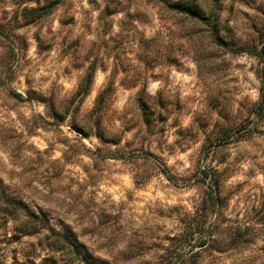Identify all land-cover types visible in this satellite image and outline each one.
Here are the masks:
<instances>
[{
  "label": "rangeland",
  "instance_id": "rangeland-1",
  "mask_svg": "<svg viewBox=\"0 0 264 264\" xmlns=\"http://www.w3.org/2000/svg\"><path fill=\"white\" fill-rule=\"evenodd\" d=\"M261 46L264 0H0V264L44 219L110 264H264Z\"/></svg>",
  "mask_w": 264,
  "mask_h": 264
},
{
  "label": "trees",
  "instance_id": "trees-1",
  "mask_svg": "<svg viewBox=\"0 0 264 264\" xmlns=\"http://www.w3.org/2000/svg\"><path fill=\"white\" fill-rule=\"evenodd\" d=\"M56 3V2H55ZM52 5H54L52 3ZM188 11L191 15L197 18H203L197 7L195 5H191L188 8ZM111 12H108L110 14ZM264 53V48L261 46L258 50V56L261 59ZM92 72L89 70L86 74L85 78L82 81V92L83 94L87 93L89 85L91 84ZM261 85L259 88L261 100L258 103L261 108L264 103V66L261 69L260 74ZM201 177L205 180L208 177V170H203L201 172ZM207 187L209 189L208 192V202L209 208L207 209V215L212 212L221 209V197L218 192L217 182H207ZM15 210H18L16 216H12L14 220L18 219L16 217L25 216V218H35L38 215L35 214L33 210H30L28 206L24 204L22 200L14 201ZM14 210V212H15ZM14 214V213H13ZM15 215V214H14ZM27 220V219H26ZM45 226H42L41 229L47 230L50 232L51 238L50 240H46V249L48 254L42 258V263L47 264H110L107 259L97 256L91 250H89L82 242L78 241L76 236L73 234L70 227L66 225H61L56 227L54 224L50 223L49 220L44 219ZM30 226L32 224H27L26 226ZM31 227V226H30ZM41 231V230H39ZM27 233V232H25ZM30 233V232H29ZM198 227L195 226L192 228V232L187 240H193L194 243L201 244L199 241ZM211 236V235H210ZM178 262V261H177ZM176 262V263H177Z\"/></svg>",
  "mask_w": 264,
  "mask_h": 264
}]
</instances>
